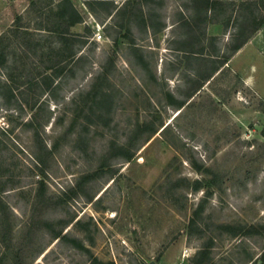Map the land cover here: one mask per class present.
I'll return each instance as SVG.
<instances>
[{
	"label": "rangeland",
	"instance_id": "1",
	"mask_svg": "<svg viewBox=\"0 0 264 264\" xmlns=\"http://www.w3.org/2000/svg\"><path fill=\"white\" fill-rule=\"evenodd\" d=\"M60 1L0 0L1 264H264L261 0H69L79 62Z\"/></svg>",
	"mask_w": 264,
	"mask_h": 264
},
{
	"label": "trees",
	"instance_id": "2",
	"mask_svg": "<svg viewBox=\"0 0 264 264\" xmlns=\"http://www.w3.org/2000/svg\"><path fill=\"white\" fill-rule=\"evenodd\" d=\"M193 1H195L194 3H196L198 8L201 9L204 6H206L205 8H210V6H211L210 3H212L213 0H193ZM84 2L85 3H90V2L101 3L100 5H104L102 3H109L108 0H84ZM143 3L145 5L147 2L146 3L143 2ZM200 9H198L196 11L200 12L201 11ZM260 9L264 11V0H261V2H260ZM54 10H55V13L53 14V16L58 21L56 26H54L53 28H49V27H45V26L39 24L38 27H40V28H33V29L35 31L38 30V32L48 33V35H51V36L53 35V36H55V38L60 43L63 44V47L60 49L61 56L62 57L67 56V57L62 62L68 61V60H73V61L75 60V62H79L80 60H82L84 58L83 53L81 52V48L87 44V39L85 37H82L81 35L70 33V28H72L76 25L82 24L83 23L82 18L80 16L79 12L76 10V8L73 6V4L69 0H61L59 3H57L55 5ZM48 12L50 14V11H48ZM20 21H21V17H17L15 19L14 23L15 22L19 23ZM263 23H264V16H263ZM186 26H188L187 27L188 29H192L190 24L187 23ZM145 27H147V25ZM15 29L17 32L19 29H22V27L16 25ZM85 29L89 32L88 27H86ZM256 30L257 29L252 31L251 34L254 33ZM26 34L30 37L34 36L31 32H27ZM247 39L248 38H246L245 40L240 42L233 49V52L234 53L237 52L245 44ZM75 45H78L77 50H74V48H73ZM68 46H70V48H68ZM7 47L8 46H5L3 49L6 50ZM184 53L188 54V55H186L187 59H190L189 57H195V58H200V59L204 58V54L202 52H190V51L186 50V51H184ZM64 54H66V55H64ZM4 56H5L4 53L0 54V61L4 59ZM49 67L50 66H47L46 69H51ZM215 72H216V70H214L211 74L204 76L203 80L204 81L209 80V78H211L213 73H215ZM126 159L128 161L129 159H131V156H128V158H126ZM194 215L197 217L199 215V211L196 210L194 212ZM218 228L220 230H222L223 232L228 231L226 229H231L232 235H237L236 233L240 232V229L238 227L233 228L230 226L219 225ZM200 234L204 235L203 231H200ZM206 248L207 247L204 246L203 248L199 249L195 253L193 259L199 260V258H200V262H202L204 260V258H206V255H207ZM0 264H1V262H0Z\"/></svg>",
	"mask_w": 264,
	"mask_h": 264
},
{
	"label": "crops",
	"instance_id": "3",
	"mask_svg": "<svg viewBox=\"0 0 264 264\" xmlns=\"http://www.w3.org/2000/svg\"><path fill=\"white\" fill-rule=\"evenodd\" d=\"M262 35V30H260L255 37H253L252 39H250L249 43L246 44V45H243V47H241L237 52H236V56L239 55V53H241V51H244L245 49H247L246 51L249 53L247 47L250 46V44H252L253 42H256L257 44L258 43V39L259 37ZM253 52H254V48H252ZM245 51V52H246ZM254 56H251V61H249V64L248 66H246V77H245V80H244V83L246 85H253L254 84V87L257 89V90H264V76L261 77V76H257V72L259 70V68H261L262 64H261V56L259 57L255 52L252 54ZM260 65V66H259ZM261 74L263 75V70L261 71ZM251 79V81L249 80ZM261 79V80H260ZM262 86V87H261Z\"/></svg>",
	"mask_w": 264,
	"mask_h": 264
},
{
	"label": "built area",
	"instance_id": "4",
	"mask_svg": "<svg viewBox=\"0 0 264 264\" xmlns=\"http://www.w3.org/2000/svg\"><path fill=\"white\" fill-rule=\"evenodd\" d=\"M97 37L99 38V37H100V35H99V34H97Z\"/></svg>",
	"mask_w": 264,
	"mask_h": 264
}]
</instances>
